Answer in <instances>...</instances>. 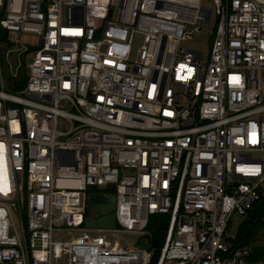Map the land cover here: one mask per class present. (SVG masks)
I'll list each match as a JSON object with an SVG mask.
<instances>
[{
  "label": "built area",
  "instance_id": "built-area-1",
  "mask_svg": "<svg viewBox=\"0 0 264 264\" xmlns=\"http://www.w3.org/2000/svg\"><path fill=\"white\" fill-rule=\"evenodd\" d=\"M211 21L207 53L181 45ZM0 27V264H150L124 234L155 214L156 264H264L227 238L264 198V0H0ZM27 34L8 92L1 49ZM98 187L118 227L85 225Z\"/></svg>",
  "mask_w": 264,
  "mask_h": 264
},
{
  "label": "rangeland",
  "instance_id": "rangeland-1",
  "mask_svg": "<svg viewBox=\"0 0 264 264\" xmlns=\"http://www.w3.org/2000/svg\"><path fill=\"white\" fill-rule=\"evenodd\" d=\"M194 25L190 27V34L192 35L191 38L183 40L181 45L189 47L191 49H197L200 51H203L205 53L208 52L211 48V42L213 38V27L214 22L211 21L210 24L204 25V28L199 31L195 30ZM9 37L8 43H10V46H6L5 49L2 50V61L1 66L3 67L4 71V80L7 82L6 90L8 92H13L9 88L8 80H6V77L12 75H17L18 71H23L28 73V62L31 60L34 54L33 47H35L38 44V38L36 35L27 34L24 36L22 42L29 47L27 50H20V44L15 42V38ZM142 36H138L135 40V51L134 54L137 53L138 46L142 42ZM15 42V43H14ZM18 92V91H16ZM114 187V186H113ZM113 187L112 190L110 187H98L100 190L104 191L109 195V201L107 203H95L92 201L87 200V220L85 225L89 228H115L119 226L118 223V216L116 213V198L115 194L113 193ZM15 216V222L18 228L21 227V218L20 216ZM242 219L239 217H233L231 222V227L228 231V235L234 237L236 235V232L239 228V224L241 223ZM56 237H59V234L56 235ZM62 237V236H60ZM124 237L128 239L133 244H138L139 236L132 234V233H126L124 234ZM146 242V241H145ZM65 260L61 259L57 262V264H65Z\"/></svg>",
  "mask_w": 264,
  "mask_h": 264
},
{
  "label": "trees",
  "instance_id": "trees-1",
  "mask_svg": "<svg viewBox=\"0 0 264 264\" xmlns=\"http://www.w3.org/2000/svg\"><path fill=\"white\" fill-rule=\"evenodd\" d=\"M7 46H10V43H7ZM6 80H8L9 88L12 91H20L28 83V73L18 71L17 75L10 74V76L6 77ZM241 219L242 221L239 224L236 235L234 237L228 235L227 237L233 244V249L250 246L252 258L264 260V198L258 200L248 215ZM169 220L170 216L168 214L152 215L147 226L148 233L139 238L138 244L152 253V262L150 264H156L159 259V254L168 232ZM230 224L227 234L231 227Z\"/></svg>",
  "mask_w": 264,
  "mask_h": 264
},
{
  "label": "water",
  "instance_id": "water-1",
  "mask_svg": "<svg viewBox=\"0 0 264 264\" xmlns=\"http://www.w3.org/2000/svg\"><path fill=\"white\" fill-rule=\"evenodd\" d=\"M4 38H5V35L3 34V28L0 27V39L3 40ZM88 199L89 201H92L95 203H107L110 198L105 193L98 192V191H92Z\"/></svg>",
  "mask_w": 264,
  "mask_h": 264
},
{
  "label": "crops",
  "instance_id": "crops-1",
  "mask_svg": "<svg viewBox=\"0 0 264 264\" xmlns=\"http://www.w3.org/2000/svg\"><path fill=\"white\" fill-rule=\"evenodd\" d=\"M101 192H104V191H102V190H100Z\"/></svg>",
  "mask_w": 264,
  "mask_h": 264
}]
</instances>
